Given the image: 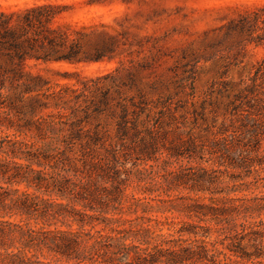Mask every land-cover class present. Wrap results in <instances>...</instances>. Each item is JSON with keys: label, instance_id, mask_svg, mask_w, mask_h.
Segmentation results:
<instances>
[{"label": "trees", "instance_id": "1", "mask_svg": "<svg viewBox=\"0 0 264 264\" xmlns=\"http://www.w3.org/2000/svg\"><path fill=\"white\" fill-rule=\"evenodd\" d=\"M69 10L42 3L0 11V181L8 184L0 185V264H264V198L230 197L238 190L223 187L233 170L245 172L241 179L264 170L259 130L253 149L186 136L169 99L127 94L138 86L132 68L122 75L127 43L58 23ZM259 10L234 29L252 17L264 22ZM118 57L113 71L75 82L33 70ZM256 69L264 74V61ZM178 188L198 196L176 210L190 220L170 217L175 207L146 204L138 213L148 195Z\"/></svg>", "mask_w": 264, "mask_h": 264}, {"label": "rangeland", "instance_id": "2", "mask_svg": "<svg viewBox=\"0 0 264 264\" xmlns=\"http://www.w3.org/2000/svg\"><path fill=\"white\" fill-rule=\"evenodd\" d=\"M87 1L0 0V11L42 3L69 6L70 10L58 18V23L105 29L127 43L122 50L128 56L124 57L126 68L122 75L126 76L132 68L138 83L137 87L127 89V94H136L140 89L154 102L169 99L176 115L175 124L187 131L186 136L194 135L199 142L227 139L256 148L254 128L264 137V74L256 73L264 61V22L252 17L243 31L234 29L233 23L239 22L241 16L264 9V0H94V4ZM260 13L264 18V12ZM129 50L133 52L128 55ZM120 59L78 65L39 64L33 70L54 81L75 82L80 75L113 71L121 66ZM147 62L153 65L143 67ZM67 72L70 77H64ZM252 86L255 88L251 89ZM259 171L241 179L239 176H245V172L233 170L224 176L223 187L238 190L232 191L230 197L264 198V170ZM245 182H250L249 189ZM0 185L8 184L0 181ZM169 194L160 191L147 194L151 199L140 201L138 213L142 214L146 204L155 210L175 207L174 213L168 214L170 217L177 223L190 220L176 210H184L192 203L189 198L198 196L184 188ZM205 202L210 203L208 198ZM150 215L162 217L156 211ZM221 238L218 233L211 237L214 241Z\"/></svg>", "mask_w": 264, "mask_h": 264}]
</instances>
